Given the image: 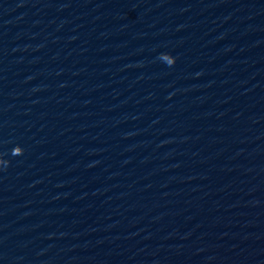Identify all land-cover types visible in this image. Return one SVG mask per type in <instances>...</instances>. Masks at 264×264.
Listing matches in <instances>:
<instances>
[{
  "label": "water",
  "instance_id": "obj_1",
  "mask_svg": "<svg viewBox=\"0 0 264 264\" xmlns=\"http://www.w3.org/2000/svg\"><path fill=\"white\" fill-rule=\"evenodd\" d=\"M0 264H264V0H0Z\"/></svg>",
  "mask_w": 264,
  "mask_h": 264
},
{
  "label": "clouds",
  "instance_id": "obj_2",
  "mask_svg": "<svg viewBox=\"0 0 264 264\" xmlns=\"http://www.w3.org/2000/svg\"><path fill=\"white\" fill-rule=\"evenodd\" d=\"M174 62H176V59L174 58Z\"/></svg>",
  "mask_w": 264,
  "mask_h": 264
}]
</instances>
